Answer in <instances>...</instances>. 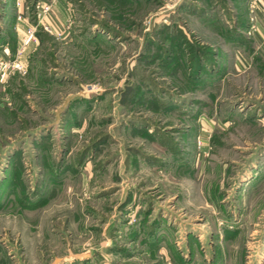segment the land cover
Instances as JSON below:
<instances>
[{"label": "rangeland", "instance_id": "rangeland-1", "mask_svg": "<svg viewBox=\"0 0 264 264\" xmlns=\"http://www.w3.org/2000/svg\"><path fill=\"white\" fill-rule=\"evenodd\" d=\"M60 2L0 73V264H264V0Z\"/></svg>", "mask_w": 264, "mask_h": 264}, {"label": "crops", "instance_id": "crops-1", "mask_svg": "<svg viewBox=\"0 0 264 264\" xmlns=\"http://www.w3.org/2000/svg\"><path fill=\"white\" fill-rule=\"evenodd\" d=\"M53 2H54L53 3L54 6L50 10V12L47 13L41 19L35 18L36 20H34V24L33 25H31L30 23L27 22L26 17L21 18L22 20L18 19L19 21L16 22L17 23L16 24L17 25V27H16L17 32H16V34L14 33V38H13V40H14L13 42L15 44L14 50H12L11 49L12 47L10 48V46H4L2 48V50H0V52L7 54V53L11 52V50H12L13 55L16 56L17 52L23 49V52H21V54H19L17 56V59H19V60L21 59L22 60L24 57L26 58V52H29L30 50H32V48L34 46L38 45L36 42H38L37 38L40 37V35H42V37L43 36L47 37L48 35L46 33H48V32L53 34L54 31L64 30V26L66 24V18L60 12V10H61L60 4L62 5V2H60V0H58V1L57 0H53ZM254 2L256 3L257 0H254ZM47 3H49V2H47ZM62 6L65 7V5H62ZM240 15L243 16L242 14H240ZM68 17L70 18V14H68ZM243 18H245V17L243 16ZM246 19L247 18H245V20ZM259 25L261 27H264L261 23H259ZM44 26L49 27L50 31H46L44 29ZM32 30H34V33L30 32ZM37 31H38V33H37ZM43 33L46 34V35H43ZM253 34H254V37L256 39L258 37L259 40H260V38H263L262 28L258 27V29L254 30ZM36 36H38V37H36ZM259 40H258V42L260 43ZM12 43H11V45H13ZM6 44L9 45V43H6ZM263 45L264 44L260 43L261 47ZM244 61L245 60L240 58V61L238 62L239 66H240V64H241V67L245 66V62Z\"/></svg>", "mask_w": 264, "mask_h": 264}, {"label": "built area", "instance_id": "built-area-1", "mask_svg": "<svg viewBox=\"0 0 264 264\" xmlns=\"http://www.w3.org/2000/svg\"><path fill=\"white\" fill-rule=\"evenodd\" d=\"M20 5H22V0H17V6H20ZM36 9H37V15L43 16L50 11V5L38 4V5H36ZM44 29L46 31H50V28L47 26H44ZM33 33H34V31H33ZM21 52H23V49L18 51V54H21ZM6 71L19 72V73H23V74L25 73L26 74L27 69L24 66V64L21 61H19V59H16L13 62H11V61L7 62L4 60H0V73H2L1 76Z\"/></svg>", "mask_w": 264, "mask_h": 264}, {"label": "trees", "instance_id": "trees-1", "mask_svg": "<svg viewBox=\"0 0 264 264\" xmlns=\"http://www.w3.org/2000/svg\"><path fill=\"white\" fill-rule=\"evenodd\" d=\"M242 23H244V21H242ZM42 35H40V37H41ZM42 38V37H41ZM14 41V40H13ZM12 41V42H13ZM13 45H12V49L14 50V48H15V44H14V42L12 43Z\"/></svg>", "mask_w": 264, "mask_h": 264}]
</instances>
